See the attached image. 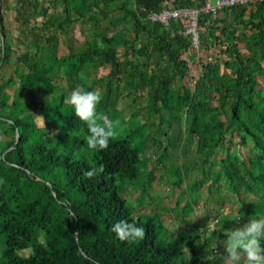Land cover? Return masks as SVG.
Wrapping results in <instances>:
<instances>
[{"label": "trees", "instance_id": "1", "mask_svg": "<svg viewBox=\"0 0 264 264\" xmlns=\"http://www.w3.org/2000/svg\"><path fill=\"white\" fill-rule=\"evenodd\" d=\"M4 1L0 233L6 244L0 264H210L218 252L209 248L217 233L207 236L203 222L172 237L157 213L135 216L128 205L124 193L135 190L131 185L143 162L150 165L152 159L154 170L138 188L144 201L158 167L173 174L178 186L192 158L199 172L189 196L183 192L169 206L167 221L175 212L177 220L191 225L190 213L200 201L210 209L211 198L222 193L240 196L241 220L253 211L261 216L264 88L258 86L264 80V1L224 7L218 14L200 12L196 46L185 33L188 19L165 24L149 15L170 7H201L206 0H173L172 6L169 0H15L9 8L17 13L24 51L10 40ZM78 26L89 36L77 37ZM191 62L199 70L189 88ZM101 66L109 71L99 76L95 71ZM8 68L12 71L5 76ZM17 81L20 86L9 93ZM77 86L99 90L98 115L119 121L107 149L88 147L87 126L66 103ZM141 90L147 93L146 106L138 104ZM34 92L40 94L39 105L30 101ZM123 97L138 104L129 115L119 109ZM182 147L183 163L168 169L169 150ZM221 151L226 155L219 158ZM92 169L95 174L88 177ZM122 219L143 226L144 239L119 240L111 226ZM30 248L29 255L20 252Z\"/></svg>", "mask_w": 264, "mask_h": 264}, {"label": "rangeland", "instance_id": "2", "mask_svg": "<svg viewBox=\"0 0 264 264\" xmlns=\"http://www.w3.org/2000/svg\"><path fill=\"white\" fill-rule=\"evenodd\" d=\"M49 1V0H48ZM213 4L217 3V0H212ZM15 0H5L2 2L3 5V12L6 17V24L9 29L10 37H11V42L15 45V47L18 45L20 46V49L24 51L27 47L26 45L19 39L21 36V31H20V23L16 20V11L10 9L9 7H13L15 4ZM169 6H172L171 1L169 3ZM9 5V6H8ZM79 29L76 33L77 37L80 39H84V37H88L89 33L85 32L82 33L81 26H78ZM75 34V32H74ZM75 43H77L75 41ZM67 52V45L63 40L62 36V42H61V48H60V53L64 54ZM18 53V52H17ZM190 83H187V87H193L194 85V76L193 74L198 73V65L196 62H191L190 64ZM222 71L224 70L223 68V63H222ZM12 71L11 68H8L7 70L4 71L5 76L10 74ZM109 71V68L101 66L99 70L95 71L96 74L99 76L106 74ZM85 73H87V70H85ZM59 83L63 86H66L67 81L65 79L58 80ZM19 82L17 81L14 83L12 86H9L7 88V91L11 94L14 93V89L18 88ZM259 88H264V80L263 78H260V83H259ZM183 92L184 89H181ZM139 96V102L141 105L146 106L148 103V97L147 93L145 90H141L138 93ZM30 101L33 103H36L37 105L40 104V94L38 93H31L30 96ZM131 104V100H129L127 97L121 98L119 101V109L120 111H123L125 115L131 114L137 107V105ZM44 121L41 118H37V125L39 127L43 126ZM173 134V131L170 132V135ZM51 137L55 138V135H52ZM162 139H164V142L167 143V137L162 136ZM183 147L180 148L178 151H174L173 149L169 150L170 154V159L166 160L165 163L167 164V167L169 169L170 166H175L176 164L180 165L183 163L182 160L183 156H180V153H182ZM152 153H148V155L152 154L154 155L155 152H157V148L153 149L151 151ZM147 154V153H146ZM149 155V156H150ZM226 155L225 151H221L218 154L219 158H222ZM152 159V158H151ZM154 160L152 159V163H148V161L143 162L141 166V172H140V177L138 181L135 184H132L131 186L135 188V190H131V193H124V196L127 199L128 205L136 209L135 216L142 215L144 218L146 216H152L153 213H157L159 218L165 219V225L169 227V234L172 237H175L176 235L179 234V232H188L189 230L194 229V223L196 222H203L202 228L207 232V236L210 238L213 236L212 233L216 232V238L212 240L209 248L211 250L216 249L215 251L218 252H213L211 257H217L215 264H231V261L224 260L223 261V255L225 254V232L226 230H231L234 227H242L245 223L249 221V219L252 217L251 215H255L256 212L253 211L249 212V214L245 215V219H236L237 217L240 216V211L243 207V204L241 202V198L238 194H232V193H222L221 195H216L215 197H212L209 203V208L213 209V211L216 209L219 212V216L221 220V223L218 222L219 218H216L217 216V211H214L215 214L210 212L207 207L203 205V202L200 201L199 206H196L195 210L190 213V218H191V225H186L185 223L177 220L176 218V213L172 212L171 219L167 221L166 218H168L167 211L170 209L169 206H174L175 202L177 201V198L182 197L183 192H185L184 195L190 194V184L193 183L198 177H199V172L196 167L194 166L195 160L192 158L189 164V172L187 174H184V178L182 181V184L180 186L174 185L173 182L177 181L175 176L173 174H170L165 167H158L155 170V180L152 183L151 188L149 189L150 196L145 198V201L143 200V196H141V191L138 190L139 187H143V185L148 181L149 178V171L154 170V165L155 163L153 162ZM181 166V165H180ZM156 167V166H155ZM195 167V168H193ZM184 172L181 170L180 174H183ZM129 189V188H128ZM130 192V190H129ZM252 199V196H250ZM186 200L190 201V198H186ZM255 200V199H254ZM225 201V202H224ZM158 209V210H155ZM254 209V206L252 207V210ZM258 215H264V212L259 211ZM205 236H202L199 240V242L204 241ZM5 241L6 237L4 234L0 233V255H2L4 246H5ZM31 248L30 249H24L20 250L21 253H25L26 255H29L31 253ZM240 264H246L245 260H241Z\"/></svg>", "mask_w": 264, "mask_h": 264}, {"label": "clouds", "instance_id": "3", "mask_svg": "<svg viewBox=\"0 0 264 264\" xmlns=\"http://www.w3.org/2000/svg\"><path fill=\"white\" fill-rule=\"evenodd\" d=\"M101 100L99 90H83L79 86L66 97V103L72 106L75 116L87 126L89 134L85 139L88 147L97 151L109 147L111 138L116 135V125L119 124L118 120L113 121L107 116L98 115L97 109ZM94 174L95 169L86 172L88 177ZM111 231L119 240L129 243L143 240L146 232L143 226L127 219L115 222ZM225 236L223 261L240 264L241 260H245L246 264H264V215H253L242 227L226 230ZM216 258H210V264H215Z\"/></svg>", "mask_w": 264, "mask_h": 264}, {"label": "built area", "instance_id": "4", "mask_svg": "<svg viewBox=\"0 0 264 264\" xmlns=\"http://www.w3.org/2000/svg\"><path fill=\"white\" fill-rule=\"evenodd\" d=\"M264 1V0H217L216 4H213L212 0H206L201 7L190 8H166L161 12L150 13L149 19L153 22H161L169 24L172 19H188L189 27L186 29V34H191L194 44L199 45L200 36L198 31V21L200 12H212L218 14V12L224 7H231L235 5L249 4L252 2Z\"/></svg>", "mask_w": 264, "mask_h": 264}, {"label": "crops", "instance_id": "5", "mask_svg": "<svg viewBox=\"0 0 264 264\" xmlns=\"http://www.w3.org/2000/svg\"><path fill=\"white\" fill-rule=\"evenodd\" d=\"M169 1H171V2H172L173 0H169Z\"/></svg>", "mask_w": 264, "mask_h": 264}, {"label": "water", "instance_id": "6", "mask_svg": "<svg viewBox=\"0 0 264 264\" xmlns=\"http://www.w3.org/2000/svg\"><path fill=\"white\" fill-rule=\"evenodd\" d=\"M18 138H19V135H18Z\"/></svg>", "mask_w": 264, "mask_h": 264}]
</instances>
